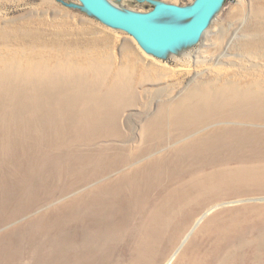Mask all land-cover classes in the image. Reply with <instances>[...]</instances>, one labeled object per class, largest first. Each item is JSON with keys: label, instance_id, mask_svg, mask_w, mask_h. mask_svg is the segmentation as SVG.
<instances>
[{"label": "rangeland", "instance_id": "obj_1", "mask_svg": "<svg viewBox=\"0 0 264 264\" xmlns=\"http://www.w3.org/2000/svg\"><path fill=\"white\" fill-rule=\"evenodd\" d=\"M107 1L121 10L138 13L150 11L157 1L182 7L194 2ZM162 21L178 23L182 20L164 17ZM22 54L31 56V59L35 57L36 61L40 60L41 63L37 65L41 68L53 67L48 72L56 73V78L51 81L56 82L52 86L58 87V92L54 95L59 94L56 98H63V104L70 96L74 100L76 97L79 99L76 106L80 105L81 97L88 100L99 99L109 107L104 110L116 112L117 121L110 129L109 137L100 139L96 136L94 140L97 142L71 143L76 134L70 126H75L76 123L69 120L63 129L64 143L52 142L53 137L51 135L50 138L46 125L42 127L44 137L32 133L27 135V139L18 141L14 136L11 139L14 144L13 155L2 157L6 152L2 151L4 148L0 145V220L10 219L2 225L0 223V264H42L44 253L60 238V227L63 226L65 235L70 236L71 211L70 206L67 208L64 205L72 200L75 190L65 191L64 188L75 186L77 179L74 175L66 178L57 176L60 166L67 164L68 171L72 173L76 171L70 162L74 159L80 162L82 155L94 159L89 168L92 165L97 167L103 159L108 161L113 155L128 156L129 148L151 143L150 139L142 141L143 127L148 126L149 122L160 121L163 129L173 131L171 113L175 109L179 111L178 108L185 109L186 100L203 85H217L234 80L240 85L264 81V0H224L199 39L164 54L146 52L126 32L113 29L90 15L78 0H0V58H17ZM19 60L21 63L8 62L7 67L12 63L23 66L25 70L29 69L23 64L26 57ZM66 62L77 67L78 71L75 72L72 68V72H69L68 67L64 68L67 71L61 72L62 64ZM8 69L10 77L3 76L0 81L21 90L24 84L19 82L20 70L16 71V67ZM5 70V65L0 66V73ZM16 78L19 84H11ZM39 85L44 88L50 84L42 82ZM41 97L46 99L48 95ZM6 102L9 104V100ZM13 103L21 104L23 98L13 100ZM1 109L0 104V111ZM175 114V124H181L182 117ZM22 119L24 122L28 119L26 112H22ZM12 128L17 132L24 130L22 126L9 123V132ZM205 131L202 128L192 134L196 137ZM41 137L43 142L38 143L36 139ZM188 140L190 139H177L170 145L175 148ZM183 154L182 152L181 155ZM176 156L177 154H169L167 157L176 159ZM139 157L147 161L145 155ZM184 162L173 161L168 166V169L178 170L176 178L172 175L173 181L169 185L173 190L160 187L158 192L155 191L150 198V202L154 204L149 210L146 207L143 214L145 227L139 225V230H132L134 223H130L124 241L114 245L115 264H135L139 256H144L140 264H144V260L145 264H156L152 259L154 252L160 257L163 250L169 249L172 254L181 242L176 240V233L186 224L184 220L189 224L194 223L203 213L180 245L178 255L195 232L206 225L208 219L221 213L223 220L233 215L248 218L249 221L242 223L246 227L244 239L233 238V244L237 247L239 244L240 247L249 246L250 250H256L257 253V248L262 249L264 253V189L258 187L264 184L251 181L249 186L253 191H249L248 187L245 190L242 182L231 180V194L217 195V191L213 190L209 193L205 190L196 192L204 170L209 172L212 169L202 168L196 174L191 172L195 166L186 159ZM44 166V172L48 171L49 177H43L46 174L42 173ZM188 169L190 170L187 171ZM226 181L229 180L223 181V186ZM44 182H51L55 188H47ZM186 184H192L190 192L174 191ZM88 187L84 185L82 189L87 190ZM211 192L212 198L209 199ZM33 201H38L39 204L34 206ZM189 202L190 206L187 205ZM62 205L64 208L60 207ZM22 208H27V212L20 214L18 211ZM219 221L221 218L214 222L217 226L222 225L220 230L228 228L227 221L224 225ZM141 230L147 233L141 242L136 238L129 239V231L131 234H138ZM206 240L203 239L205 243ZM141 243L143 247L146 246L145 252L137 251V245ZM119 253L124 254L121 260L118 259ZM261 257L262 254L254 258L251 264H264Z\"/></svg>", "mask_w": 264, "mask_h": 264}, {"label": "bare ground", "instance_id": "obj_2", "mask_svg": "<svg viewBox=\"0 0 264 264\" xmlns=\"http://www.w3.org/2000/svg\"><path fill=\"white\" fill-rule=\"evenodd\" d=\"M23 56L24 54L17 58L12 56L0 58V66L5 65L7 68L0 73V78L10 77L8 67H16V71L20 70L19 82L24 84L19 90L7 82L5 84L0 81V104L3 108L0 111V125H2L0 126V145L4 148L2 151L6 152L2 157L14 154L12 151L14 144L11 140L14 136L21 141L27 139V135L32 133L42 135L44 134L42 127L46 125L50 138L51 135L53 137L52 142H60L56 144L66 142L63 129L69 120L73 124L76 123L75 126H70L76 134L75 140L71 143L97 142L94 140L96 136L100 139L109 137L110 129L117 121L116 112H107L109 107L99 99L88 100L81 97L80 105L76 106L79 99L76 97L74 100V97L70 96L71 98H66L63 104V98L58 100L56 97H59V94L54 95L58 92V87L52 86L56 82L51 81L56 78V73L48 72L53 67L41 68L37 65L41 63L40 60L36 61L35 57L31 59V56L27 55L24 56L26 60L23 64L29 69L25 70L23 66L12 63L7 67L8 62L21 63L19 59L24 58ZM62 66L61 72L67 71L64 68L68 67L69 72L70 70L72 72V68L75 72L78 71L77 67L68 62ZM87 67L88 65L85 68ZM32 68H35L34 71L30 70ZM16 82L19 84L17 78L11 84ZM42 82L50 85L42 88L39 85ZM45 94L48 95L46 99L41 97ZM20 98H23V103H13V100ZM5 100H9L11 106ZM186 106L185 109L177 107L179 111L175 109V112L171 113L174 121L173 131L163 129L160 121L149 122L148 126L143 127L142 141L150 139L151 143L129 148L128 156L113 155L108 161L103 159L102 163L96 165L97 167L92 165L89 168L90 162L94 159L82 155L80 162L76 159L70 162L76 172H69L67 164L57 169V176L66 178L74 175L73 177L77 179V187L75 185L64 188L65 191L66 189L75 190L72 200L64 205L67 208L70 206L72 232L70 236H67L63 226L60 227V231L62 230L59 233L60 238L44 253L42 264H61V262L63 264H115L114 245L124 241L126 229L131 226L130 223H134L132 230L134 228L139 230L137 227L139 225L142 228L145 227L143 214L146 207H149V210L154 204L150 202V198L155 191L158 192L160 187L173 190L169 185L173 181L172 175L176 178L175 173L178 172L176 169H168L173 161L177 163H185V159L190 161L195 166L191 172L196 174H199L202 168L211 167L212 170L209 172L204 170L198 181L196 192L205 190L209 193L213 190L217 191V195L231 194V180L242 182L245 190L248 187L249 191H253V188L249 186L251 181L264 184V81L240 85L237 80H234L217 85H203L199 87L198 92L189 96ZM104 108L108 109L104 110ZM22 112L28 115L25 122L22 119ZM175 113L178 117H182L181 124H175ZM9 123L13 126H22L24 130L17 132L12 128L10 133L7 129ZM202 128L206 131L194 137L195 134L192 133ZM151 136L154 138L151 139ZM177 139L190 140L173 148L170 144ZM36 141L43 142V139L41 137ZM182 152L183 155H181ZM169 154L173 156L177 154L176 159L168 158ZM140 155H145L147 161H143ZM44 168L45 166L42 173L46 174L43 177H49L50 175H47L49 172H44ZM140 168H142L141 172ZM48 169L52 171L50 167ZM225 180L229 181H226L223 186L222 182ZM44 183L47 184V182ZM49 185L52 187L50 188ZM84 185L89 186L87 190L82 189ZM191 186L192 184H186L174 191L181 190L188 193ZM46 187L55 188L51 182ZM258 187L264 189V185H258ZM184 192L183 195L187 196ZM212 192L209 199L212 198ZM38 204V201L32 203L34 206ZM187 205L190 206V202ZM26 210L27 208H22L18 212L21 214L27 212ZM221 215L222 213L218 216L214 215L211 220L208 219L206 225L195 232L190 242L178 255L183 240L202 216L190 224L184 220L186 224L182 226L183 229L181 227L176 233L178 234L176 240H181L179 247L174 248L172 254L169 249L163 250L160 257L154 252L152 258L154 262L156 264L162 262L164 264H251L260 254L264 261L262 249L257 248L259 252L257 253L256 250H250L249 246L240 247L241 244H239L237 247L233 244L235 238L244 239L246 227L242 223L249 219L233 215L223 220ZM219 218L221 221L218 223L223 225L227 221V230H220L222 225L215 224L214 221ZM9 220H0V223L2 225ZM146 234L143 230L138 234H131L129 231V239L136 238L141 242ZM203 239H207L206 243ZM137 247L138 252L146 251V246L143 247L142 243ZM175 256H177L176 259ZM123 257L124 254L119 253L118 259L121 260ZM143 259L144 256L137 257L135 264H140Z\"/></svg>", "mask_w": 264, "mask_h": 264}, {"label": "water", "instance_id": "obj_3", "mask_svg": "<svg viewBox=\"0 0 264 264\" xmlns=\"http://www.w3.org/2000/svg\"><path fill=\"white\" fill-rule=\"evenodd\" d=\"M103 24L133 37L149 53L164 54L199 39L224 0H194L186 7L160 2L146 13L121 10L107 0H78ZM166 15V16H164ZM164 17L179 18L174 23Z\"/></svg>", "mask_w": 264, "mask_h": 264}]
</instances>
